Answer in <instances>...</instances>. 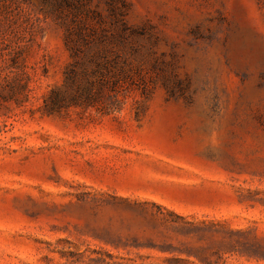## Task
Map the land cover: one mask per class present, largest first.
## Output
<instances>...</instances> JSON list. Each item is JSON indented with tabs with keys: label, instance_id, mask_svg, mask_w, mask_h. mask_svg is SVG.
Here are the masks:
<instances>
[{
	"label": "rangeland",
	"instance_id": "1",
	"mask_svg": "<svg viewBox=\"0 0 264 264\" xmlns=\"http://www.w3.org/2000/svg\"><path fill=\"white\" fill-rule=\"evenodd\" d=\"M0 264H264V0H0Z\"/></svg>",
	"mask_w": 264,
	"mask_h": 264
},
{
	"label": "trees",
	"instance_id": "2",
	"mask_svg": "<svg viewBox=\"0 0 264 264\" xmlns=\"http://www.w3.org/2000/svg\"><path fill=\"white\" fill-rule=\"evenodd\" d=\"M99 64H97V67ZM77 73L75 68H70L65 71L66 87L70 85L72 92L68 93L66 90H51L50 93L44 98L43 109L47 114L58 112L62 107L71 104H81V93L77 84ZM91 98V95H89Z\"/></svg>",
	"mask_w": 264,
	"mask_h": 264
}]
</instances>
